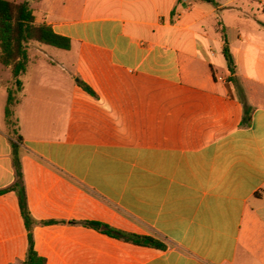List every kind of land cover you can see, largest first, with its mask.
<instances>
[{
	"label": "crops",
	"instance_id": "crops-1",
	"mask_svg": "<svg viewBox=\"0 0 264 264\" xmlns=\"http://www.w3.org/2000/svg\"><path fill=\"white\" fill-rule=\"evenodd\" d=\"M26 1L36 25L71 41L55 56L28 46L12 107L45 264H76L81 243L100 264H264V0ZM229 77L252 109L248 127ZM13 82L0 65V191L15 182ZM27 250L17 196L0 194V264H23Z\"/></svg>",
	"mask_w": 264,
	"mask_h": 264
},
{
	"label": "trees",
	"instance_id": "trees-1",
	"mask_svg": "<svg viewBox=\"0 0 264 264\" xmlns=\"http://www.w3.org/2000/svg\"><path fill=\"white\" fill-rule=\"evenodd\" d=\"M181 1V0H179ZM195 2H209L213 0H193ZM39 44L63 51H68L71 41L63 36L53 32L49 25L34 23L33 10L26 0L15 3L11 0H0V65L10 71L15 90H7V102L5 107V120L8 128H11V138L9 139L11 146V156L13 168L15 171V182L6 190L0 191V194L12 191L18 199L19 210L27 231L28 250L26 259L23 264H45V259L41 258L34 251L33 245V221L29 213L26 201L23 176L20 165V153L22 150V138L17 133V123L13 119L12 107L18 103L15 94L21 88L19 76L23 74L27 68L28 46L30 44ZM222 54L226 60L228 71L234 73L233 61L229 54L227 42L225 41ZM239 92V99L243 107L242 126L248 127L251 122L252 109L248 106L243 91L235 78L229 77ZM77 85L88 94L94 95L92 90L82 81L78 80ZM83 226L93 229L111 239L122 241L134 246L152 248L159 251L166 249V245L151 237H140L123 231L116 230L108 225L98 222H84Z\"/></svg>",
	"mask_w": 264,
	"mask_h": 264
},
{
	"label": "rangeland",
	"instance_id": "rangeland-1",
	"mask_svg": "<svg viewBox=\"0 0 264 264\" xmlns=\"http://www.w3.org/2000/svg\"><path fill=\"white\" fill-rule=\"evenodd\" d=\"M15 3H19L22 0H11ZM49 49V54H51V56H55L56 53H60L58 52V50H56L55 48L49 47L47 48ZM9 133L11 132V128H8ZM127 253H129L127 251ZM128 256H132L127 255ZM69 257V261L72 263H76V264H89V263H95V264H100L102 261V255L99 253H89L86 250V247L83 243L79 244L78 250L76 253H72L71 255H68ZM65 259V258H64ZM68 260V258H67Z\"/></svg>",
	"mask_w": 264,
	"mask_h": 264
}]
</instances>
